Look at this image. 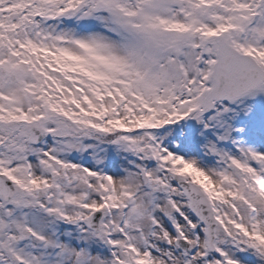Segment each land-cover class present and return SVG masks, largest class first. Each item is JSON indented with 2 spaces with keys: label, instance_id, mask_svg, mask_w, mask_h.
Wrapping results in <instances>:
<instances>
[{
  "label": "snow or ice",
  "instance_id": "1",
  "mask_svg": "<svg viewBox=\"0 0 264 264\" xmlns=\"http://www.w3.org/2000/svg\"><path fill=\"white\" fill-rule=\"evenodd\" d=\"M0 264H264V0H0Z\"/></svg>",
  "mask_w": 264,
  "mask_h": 264
}]
</instances>
